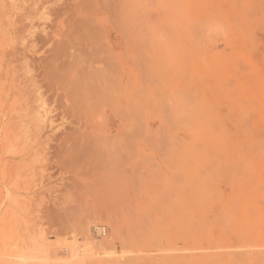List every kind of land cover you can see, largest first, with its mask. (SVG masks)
<instances>
[{
	"label": "bare ground",
	"instance_id": "1",
	"mask_svg": "<svg viewBox=\"0 0 264 264\" xmlns=\"http://www.w3.org/2000/svg\"><path fill=\"white\" fill-rule=\"evenodd\" d=\"M196 3L203 8L209 1ZM228 4L233 11L232 24L218 10L207 15L198 11L195 16L196 57L205 70L212 69V53L220 39L233 27L239 28L233 26L236 22L241 26L243 21L264 20V0H232ZM18 10L15 0H0V264H210V255H232L235 242L244 255L250 257L248 252L254 251L264 257V111L252 105L246 108L240 94L233 98L232 79L226 86L210 90L205 73L198 71L190 124L151 130L142 119L115 117L110 97L112 64L107 61L93 70L96 76H105L102 82L93 81L97 89L107 92L102 99L92 97L94 102H104L101 116L90 119L73 111L71 118L78 130L60 127L43 143L45 131L54 130L55 122L47 111L42 115L31 111L17 74L20 54L14 46L7 51L10 41L14 45L24 39V31L14 19ZM64 69L60 66L58 72ZM36 93L41 95L39 89ZM221 106L225 110L221 111ZM51 141H56L55 147ZM150 141H166L171 146L169 153L178 172L176 213L170 223H164V228L172 227L173 232L163 239L158 237L156 225L145 231L148 214L142 201L146 189L142 158ZM50 151L61 168L77 176L85 170L94 172L103 163L119 168L127 196L137 190L140 201L132 209L133 218L126 214L117 232L121 254L108 245L112 249L102 250L101 257L96 244L87 239L82 252L72 241V247H67L70 255L64 259L46 243L44 232L37 230L34 210L39 206V211L44 200L36 196L35 200L32 193L39 187L37 182L43 177L40 167L49 162L46 155ZM135 156L139 159L136 168ZM48 209L44 215L60 224L61 231L72 230V226L75 233L84 231L83 236L91 219L101 217L99 210L83 206L77 213L73 209L67 220ZM253 258L234 263L256 264L257 258Z\"/></svg>",
	"mask_w": 264,
	"mask_h": 264
},
{
	"label": "rangeland",
	"instance_id": "2",
	"mask_svg": "<svg viewBox=\"0 0 264 264\" xmlns=\"http://www.w3.org/2000/svg\"><path fill=\"white\" fill-rule=\"evenodd\" d=\"M15 1L19 10L14 19L24 31V39L14 45L10 41L7 51L14 46L20 54L17 74L31 111L39 115L47 111L48 118L55 122L54 130L45 131L43 143L60 127L78 130L71 118L73 111L86 114L90 119L101 116L104 102H94L92 97L97 95L102 99L107 92L97 89L93 81L102 82L105 76H96L93 70L107 61L112 64L110 97L115 117L142 119L151 130L190 124L198 71L205 73L210 90L226 86L232 79L233 98L240 94L245 97L246 108L252 105L264 111V20L257 19L250 24L249 20L243 21L241 26L236 22L233 26L239 28L233 27L228 36L216 44L212 69L205 70L197 61V12L207 15L214 10L222 11L232 24L234 16L228 4L232 0H208L209 4L203 8H198L196 0ZM1 53L0 49V56ZM60 66L65 69L58 72ZM48 87L53 91L49 92ZM38 89L41 95L36 93ZM223 107L221 111L225 110ZM50 145L55 147L56 141H51ZM170 149L166 141H150L142 158L146 171L142 201L148 214L145 231L156 225L155 229L159 228L156 233L162 239L173 232L172 227L164 228V223H170L177 206L178 172ZM46 157L49 162L40 167L43 177L37 182L39 190L32 193L35 200L40 197L45 201L40 205L42 210L35 207L34 215L39 222L37 230L44 232L46 243L64 259L70 255L67 247H72V241L76 248L81 246L77 248L79 252L88 241L93 242V246L96 244V252L101 257L105 248H115L117 254H121L122 241L117 232L126 214L133 218L132 209L140 201L135 189L127 196L122 170L103 163L100 169L85 170L77 176L61 168L52 157V151ZM138 161L135 156L134 168ZM78 195L82 197L79 199ZM75 205L74 212L72 206ZM80 206L101 212L98 220L91 219L84 236V231L75 233L77 230L72 226V230L61 231L60 224L44 215L49 208L55 210L53 215L62 214L67 220ZM235 243L232 255L222 258V255H210L213 260L210 264L219 261L223 264V258L234 263L253 257L258 264H264V257L254 251L248 252L250 257L244 255Z\"/></svg>",
	"mask_w": 264,
	"mask_h": 264
}]
</instances>
